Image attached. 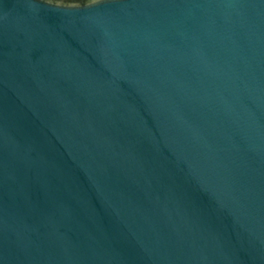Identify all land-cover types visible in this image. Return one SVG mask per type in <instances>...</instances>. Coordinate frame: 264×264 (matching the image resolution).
<instances>
[{
    "label": "water",
    "instance_id": "1",
    "mask_svg": "<svg viewBox=\"0 0 264 264\" xmlns=\"http://www.w3.org/2000/svg\"><path fill=\"white\" fill-rule=\"evenodd\" d=\"M0 264H264V0H0Z\"/></svg>",
    "mask_w": 264,
    "mask_h": 264
}]
</instances>
